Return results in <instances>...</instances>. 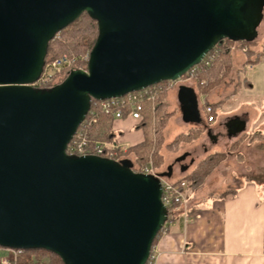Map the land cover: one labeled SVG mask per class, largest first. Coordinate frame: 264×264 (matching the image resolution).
Instances as JSON below:
<instances>
[{"label": "water", "instance_id": "95a60500", "mask_svg": "<svg viewBox=\"0 0 264 264\" xmlns=\"http://www.w3.org/2000/svg\"><path fill=\"white\" fill-rule=\"evenodd\" d=\"M264 0H0V247L63 264H147L169 220L158 175L67 148L93 101L176 82L223 41L253 42ZM87 14V71L49 89L51 41Z\"/></svg>", "mask_w": 264, "mask_h": 264}, {"label": "crops", "instance_id": "0c3cea01", "mask_svg": "<svg viewBox=\"0 0 264 264\" xmlns=\"http://www.w3.org/2000/svg\"><path fill=\"white\" fill-rule=\"evenodd\" d=\"M262 44L258 51L253 48L254 55L232 51L227 67L213 68L208 93L194 79L157 95L165 99L162 108L168 106L172 123L182 131L203 129L205 135L156 175L177 183L203 157L219 153L224 161L204 186L187 189L186 204L171 214L150 264H264V55L256 56L264 51ZM207 107L213 109L212 123ZM113 129L124 150L145 140L130 114L114 120ZM5 261L16 264V252L0 247V264Z\"/></svg>", "mask_w": 264, "mask_h": 264}, {"label": "trees", "instance_id": "16d2710c", "mask_svg": "<svg viewBox=\"0 0 264 264\" xmlns=\"http://www.w3.org/2000/svg\"><path fill=\"white\" fill-rule=\"evenodd\" d=\"M97 37H98L97 23L94 20H92L87 14H83L76 22H74L69 27L61 31L55 37V39L49 43L46 64L50 60L57 59L64 54L70 57H77V58L85 56L93 49L97 41ZM222 43L226 45L234 44V42L228 40H225ZM255 43L256 41L240 42L239 44L240 46H247L249 48L248 52L254 55L255 51L251 48V46L255 45ZM229 50L230 49H228L226 46H223L222 47L223 55H221L222 57L218 59V61L216 60L211 66L204 68L202 72L197 74L196 79H198L199 85L201 86L205 85L202 84L205 79L207 81L208 80L211 81L210 78L213 77L212 75L213 68L221 69L222 66L225 65L226 63L225 58L229 57L230 55ZM50 54H54V56L49 57ZM263 55H264V51L256 55L258 57L257 60L262 58ZM68 74L69 73H64V77L58 83L59 84L62 83L66 79ZM237 89L238 87H236V91ZM159 94L160 95L165 94V90H163ZM164 100L165 99L159 97L154 102L150 101L145 103L142 112L143 122L141 124L142 126L141 128H143L144 131L147 129L148 123L151 121H154V123L158 122V125H160V123H163L165 121V120L163 121L162 119H157L162 107L165 105ZM96 102L97 101L92 102L91 110L86 117L87 120V118L91 114H93V119H94V122L88 125L89 139L92 142L108 141L113 143L116 139V135L113 132L114 118L112 117V113L108 114L104 110L97 108L95 106ZM127 114H129V111L126 110L124 115ZM86 120L82 123V125L86 123ZM156 129H158V126L156 127ZM200 133L201 130L190 131L189 133L180 136L175 142L177 144V142L179 143L182 139L195 140L198 138ZM146 137L148 138L146 139L145 143L129 149L130 153L133 154L138 153L136 155L137 159L135 161L130 158L123 157L126 155L123 153H120L118 155L116 161L122 162L130 166L134 171L138 172V170L135 169L136 164H142L141 167L144 166V164L148 162L149 158H151L155 154L152 151L153 148H151L153 147V142L151 140L149 132L147 131H146ZM223 156H224L223 154H219V153L212 154L209 155L200 163H198L196 168L192 171V173L185 179V181H187L188 183V188L194 191L197 190L199 187H201L204 181L215 170L217 164L220 162ZM144 161L145 163L143 164L142 162ZM170 219L171 217H169V220ZM163 230L159 233L158 237L155 239L153 247L157 239L163 232ZM34 263L63 264L61 259L57 255L45 250H25L23 251L22 254L18 255L16 259V264H34ZM147 264H150V261H148Z\"/></svg>", "mask_w": 264, "mask_h": 264}, {"label": "built area", "instance_id": "2783aa9c", "mask_svg": "<svg viewBox=\"0 0 264 264\" xmlns=\"http://www.w3.org/2000/svg\"><path fill=\"white\" fill-rule=\"evenodd\" d=\"M239 43H234L233 45H237ZM227 46L224 43L217 45L204 59V61L191 69L187 75L176 82H164L165 87H163L162 83L151 88H148L144 91L130 93L122 98H114L106 101H97L95 106L99 109L104 110L106 113H112V117L114 120L122 119L125 111H129L130 116L133 120L137 122L143 121V109L144 102L151 101L154 102L157 99V95L163 90L170 88L175 85L177 82L182 81L186 78L188 80H194L197 77V74L202 72V70L206 67L211 66L215 60L222 53V47ZM246 52V48L243 50ZM89 57L79 59L77 57H70L68 55L60 56L57 59L52 60L50 63L45 65L44 71L39 78V80L33 84V87L39 89H49L56 85H58L54 79L55 75L62 72L64 69H68L67 73H70L72 70H84L87 71ZM66 73V72H65ZM206 112L208 114V122L212 123L215 120L213 115L212 107H207ZM86 120V119H85ZM94 122L93 114H91L84 125H81L77 130L74 138L67 148V154L70 156H98L102 158H107L111 160H116L118 146L113 145H104L102 143L96 142L92 143L89 139L88 135V125ZM136 172V171H135ZM137 173H143L148 175H155L152 170L149 168H144ZM162 183V202L166 206L169 211V217L171 214L180 208L181 206L186 204V192L188 189L187 181H181L177 183H172L161 179ZM16 254H22L23 251H15ZM151 263V258H150ZM4 264H9L8 261H5Z\"/></svg>", "mask_w": 264, "mask_h": 264}, {"label": "rangeland", "instance_id": "374dc122", "mask_svg": "<svg viewBox=\"0 0 264 264\" xmlns=\"http://www.w3.org/2000/svg\"><path fill=\"white\" fill-rule=\"evenodd\" d=\"M263 16H264V12H263ZM263 42H264V17H263V21H262V23H261V25H260V27L258 29V38L256 40V43H255V45L251 46V48L253 49V48L256 47L255 49H257V51H258V49H260L261 47H263V44H262ZM226 47L228 49H230L229 50L230 53L232 51H241V52H244L243 51L244 48H246V52H244V53H247L249 51V48L247 46H240V44H237V45L229 44ZM90 52L87 53L85 56L79 57V59L89 57ZM64 55H66V54H64ZM221 55H223V54L221 53L219 55V57L216 59L217 61H218V59H220L222 57ZM234 55L235 56H242V54L239 53V52H235ZM53 56H54V54H50L49 55V57H53ZM51 61L52 60H50L48 63H50ZM225 66L227 67V65H224V67ZM67 71H68V69H64L59 74L55 75L54 79H55V81H56L57 84H59L58 82L64 77V73L65 72L67 73ZM224 74L226 75V72L223 73V76H224ZM218 78L222 80V76H218ZM184 81H188V78L184 79ZM208 81L211 82L210 80H208ZM208 81L205 79L203 81V83H202V84H205V85H202V91L204 93H208L209 90H212V87H211L212 84L209 83ZM162 86L165 87L166 85L163 84ZM172 87L173 86H171L169 89H171ZM236 87H238V86L236 85ZM147 102H150V101H145L144 102V105ZM162 109H161V111H160L157 119H162L163 121L164 120L165 121L163 123H160V125H158V122L154 123V121H151V122L148 123L147 129L145 131L143 129L144 139L145 140L141 144L145 143L146 139L148 138V137H146V131L149 132V135H150L151 140L153 142V147H151V148H153L152 151L155 154H154V156H152L151 158H149V160H148V162L146 164H144L145 161L142 162L144 164V166L141 167L142 164H136V168L135 169L138 170V171H141L144 168H149L154 173H156L158 171H162V170H164L166 168V166L169 163H172L173 162L175 156L181 154L186 149H192V147L194 145L198 144L200 142V140L204 138L205 131L203 129H192V130H189V131H182V127H180L177 123H172L173 122L172 121L173 119H172L171 116H169V114L167 112L168 111V106L167 107H164ZM142 122H138V124L140 125V127H142L141 126ZM157 126H158V129H156ZM194 130H201V133L199 134V136H198L197 139H195V140H190V139L183 140L182 139L179 143L177 142V144H176L175 141L180 136H182L183 134H187L190 131H194ZM113 132L115 133L114 129H113ZM115 135H116V138H117V134L116 133H115ZM96 142L102 143L104 145H113V144L116 145V139H115V141L113 143L112 142H108V141H96ZM96 142H92V143H96ZM141 144H139V145H141ZM120 153L126 154L123 157L130 158V159H132L134 161L137 159V156L136 155L138 153H134V154L133 153H130V150L129 149L128 150H124V149H122V148L119 147L118 150H117V156L116 157H118V155ZM207 157L208 156L201 158L198 163H200L201 161H203ZM223 161H224V156L222 157V159L220 160V162L217 164L215 170L222 164ZM214 171L209 175V177L214 173ZM208 178L204 181V183L202 184V186H204V184L206 183V181L208 180ZM201 187H199V188H201ZM18 255H20V254H16V259H17V256Z\"/></svg>", "mask_w": 264, "mask_h": 264}]
</instances>
